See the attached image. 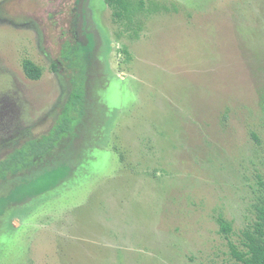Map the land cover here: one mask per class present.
<instances>
[{"label":"rangeland","instance_id":"374dc122","mask_svg":"<svg viewBox=\"0 0 264 264\" xmlns=\"http://www.w3.org/2000/svg\"><path fill=\"white\" fill-rule=\"evenodd\" d=\"M156 1L131 41L103 0H0V161L84 90L0 179V264H236L216 218L237 242L264 204V0Z\"/></svg>","mask_w":264,"mask_h":264},{"label":"trees","instance_id":"16d2710c","mask_svg":"<svg viewBox=\"0 0 264 264\" xmlns=\"http://www.w3.org/2000/svg\"><path fill=\"white\" fill-rule=\"evenodd\" d=\"M111 13V21L119 28L115 37L120 39L126 36L131 41L140 38L148 17L162 12H168V8L156 0H103ZM176 10V9H174ZM77 50L72 46L63 55L64 62L71 68L76 65ZM73 63V65H72ZM23 71L28 80L38 81L41 71L29 60L23 61ZM72 110L77 115L63 117L52 129L46 138L30 140L19 149L10 153L0 162V178L7 175H16L22 169L27 168L32 162L41 156L49 154L59 143L62 136L71 132V124L82 113L84 106L83 83L79 78L73 83ZM219 234L227 242L229 255L236 264H264V204L256 208L253 223L241 231L237 242L231 240L233 234L232 224L221 215L216 218Z\"/></svg>","mask_w":264,"mask_h":264},{"label":"flooded vegetation","instance_id":"af4514ba","mask_svg":"<svg viewBox=\"0 0 264 264\" xmlns=\"http://www.w3.org/2000/svg\"><path fill=\"white\" fill-rule=\"evenodd\" d=\"M8 156V155H7ZM1 162V161H0ZM1 179V178H0Z\"/></svg>","mask_w":264,"mask_h":264}]
</instances>
